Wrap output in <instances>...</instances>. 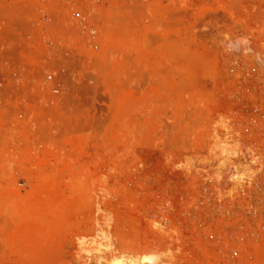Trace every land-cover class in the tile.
Here are the masks:
<instances>
[{"label": "rangeland", "instance_id": "374dc122", "mask_svg": "<svg viewBox=\"0 0 264 264\" xmlns=\"http://www.w3.org/2000/svg\"><path fill=\"white\" fill-rule=\"evenodd\" d=\"M245 41L264 59V0H0V264H94L103 239L149 264H264L235 236L264 186ZM223 142L251 176L215 184Z\"/></svg>", "mask_w": 264, "mask_h": 264}, {"label": "built area", "instance_id": "2783aa9c", "mask_svg": "<svg viewBox=\"0 0 264 264\" xmlns=\"http://www.w3.org/2000/svg\"><path fill=\"white\" fill-rule=\"evenodd\" d=\"M73 18L75 20V25L73 26L79 30L82 34L89 32V35L94 39V31L89 28L84 17L80 13H74ZM53 47L54 43H49ZM52 61L62 62L71 60V56L68 52L62 54H52ZM65 73L64 68H60L56 71H53L51 75L48 76V80H51L53 87L51 93L54 95H59L63 91L60 78L62 74ZM254 192L245 202V207L239 210L241 223L239 224L235 236L237 238V243L241 245L251 244L257 247H264V186H253ZM246 251V249H245ZM256 249L247 248L246 252L252 253ZM250 261H253V258L250 257Z\"/></svg>", "mask_w": 264, "mask_h": 264}, {"label": "bare ground", "instance_id": "6f19581e", "mask_svg": "<svg viewBox=\"0 0 264 264\" xmlns=\"http://www.w3.org/2000/svg\"><path fill=\"white\" fill-rule=\"evenodd\" d=\"M236 44V43H235ZM248 43H247V41H245V47L244 48H247L249 51H247V53L248 52H250V53H254L255 55H256V57L259 59V60H261V62L264 64V59H262L261 57L262 56H260L256 51H254V49H252V47L250 48V47H247L246 45H247ZM250 45V44H249ZM229 47V46H228ZM239 47V46H238ZM232 49V48H231ZM238 49V48H237ZM239 49H241V48H239ZM242 51V50H241ZM245 52V51H244ZM259 62V61H258ZM229 130V129H228ZM225 132V131H224ZM231 138V137H230ZM233 139V138H232ZM228 141V140H227ZM224 143V144H223ZM222 143V145H221V147L222 148H219V149H222L220 152H219V154L217 155V158H218V160H216V163L215 164H217V168H216V171H215V173H214V178H213V180L215 181V184L217 185V183L219 182V181H221V179H223V175H228L229 177H228V180H229V178H230V182H233V183H237V181L239 180L240 181V179H242L244 176L243 175H246V174H248L249 176H251L252 175V173H251V167L253 166L254 167V165L257 163V159H256V157L255 156H253V153H252V151H251V149H250V155H251V160H250V163H248L247 165L245 164V166H243V164L242 163H240V164H242V167H244L243 169H239V167H238V163H239V161H241V159L240 160H238V162H236V160L234 159L235 157H236V155H238L239 154V150L237 149H235V148H233V146H231L230 144L228 145L227 143L225 144V142H223ZM229 143V142H228ZM220 144V143H219ZM218 144V145H219ZM243 145V144H242ZM216 147V146H215ZM213 148V147H212ZM245 148V147H244ZM214 149V148H213ZM248 150V149H247ZM219 151V150H218ZM249 151V150H248ZM247 151V152H248ZM214 153H218V152H216V149H215V152ZM213 154V153H212ZM239 156V155H238ZM253 156V157H252ZM215 157V156H214ZM243 157V156H242ZM248 157V156H247ZM245 158V157H244ZM249 158V157H248ZM216 159V158H215ZM238 159V158H237ZM259 160V159H258ZM242 162V161H241ZM245 162V161H244ZM259 164V163H258ZM250 165V166H249ZM216 166V165H215ZM252 167V168H253ZM214 168V169H215ZM259 168V167H258ZM213 169V170H214ZM253 171V170H252ZM211 176H213V175H211ZM243 176V177H242ZM225 177V176H224ZM227 177V176H226ZM242 177V178H241ZM247 177V176H246ZM237 178H239V179H237ZM246 179V178H245ZM243 180V179H242ZM228 181V182H229ZM227 183V182H226ZM224 184V183H223ZM239 187V186H238ZM238 187H236V189L238 188ZM214 188H218V187H214ZM220 188V187H219ZM240 188V187H239ZM238 188V189H239ZM217 191H219V190H217ZM100 232V231H99ZM160 233V232H159ZM102 235V236H101ZM101 235H99L100 237H105L104 236V234H101ZM167 236V235H166ZM106 237H108V236H106ZM168 238V237H167ZM99 239H101V238H99ZM98 239V240H99ZM102 240V239H101ZM106 240V239H105ZM100 242V241H99ZM103 242H104V244H105V241H104V239H103ZM103 242H102V245H103ZM108 243H109V237H108ZM101 244V243H100ZM96 245V244H95ZM97 245H98V243H97ZM96 245V246H97ZM102 245H99V247H95L94 249H93V251H92V256H93V260H94V264H149V263H152L151 262V260L149 261V260H147L148 258L146 257V259H144V258H140L141 256H139V255H137L136 253H134V254H136L137 256H132V255H127V256H125V255H121L120 253H117V252H114L113 250L111 251V249H112V246L111 245H109V247L108 248H110V252H109V250L107 249V248H105V247H107L106 245H108L107 243L105 244V247H103ZM135 245V244H134ZM133 245V246H134ZM106 250H108V251H106ZM137 250V249H136ZM117 251V250H116ZM132 252H134V251H132ZM131 252V253H132ZM143 257V256H142Z\"/></svg>", "mask_w": 264, "mask_h": 264}]
</instances>
